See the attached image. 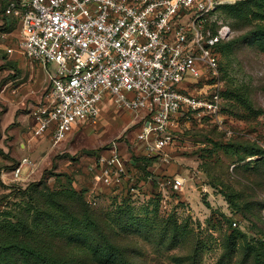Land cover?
I'll use <instances>...</instances> for the list:
<instances>
[{
    "label": "rangeland",
    "instance_id": "rangeland-1",
    "mask_svg": "<svg viewBox=\"0 0 264 264\" xmlns=\"http://www.w3.org/2000/svg\"><path fill=\"white\" fill-rule=\"evenodd\" d=\"M216 1L214 19L230 27L216 49L218 69L183 84L203 99L217 92V107L178 114L159 156L137 138L142 112L112 101L102 102L95 123L53 145L34 115L46 101L48 77L22 53L17 23L0 4V226L26 205L19 188L44 175L51 189L81 191L137 264H256L246 247L264 242V40L255 35L259 20L222 12L237 0ZM114 142L129 177L104 185L95 161ZM174 177L183 180L179 190L160 184Z\"/></svg>",
    "mask_w": 264,
    "mask_h": 264
},
{
    "label": "built area",
    "instance_id": "built-area-1",
    "mask_svg": "<svg viewBox=\"0 0 264 264\" xmlns=\"http://www.w3.org/2000/svg\"><path fill=\"white\" fill-rule=\"evenodd\" d=\"M14 20L22 53L47 72L46 101L34 112L38 130L55 145L76 127L95 123L103 101L142 112L137 135L148 155H162L172 141L174 118L215 110L219 94L203 99L186 79L216 72L218 45L229 25L214 19L216 0H0ZM209 22H216L214 28ZM26 158L23 159L25 161ZM98 181L129 177L114 142L95 161ZM18 178L19 168L13 170ZM160 184L179 190L183 180Z\"/></svg>",
    "mask_w": 264,
    "mask_h": 264
},
{
    "label": "trees",
    "instance_id": "trees-1",
    "mask_svg": "<svg viewBox=\"0 0 264 264\" xmlns=\"http://www.w3.org/2000/svg\"><path fill=\"white\" fill-rule=\"evenodd\" d=\"M221 8L239 19L259 20L255 35L264 40V0H237ZM19 191L26 205L0 226V264H137L81 191L51 189L44 175ZM178 228L174 222L172 232ZM246 249L254 263L264 264V242Z\"/></svg>",
    "mask_w": 264,
    "mask_h": 264
},
{
    "label": "crops",
    "instance_id": "crops-1",
    "mask_svg": "<svg viewBox=\"0 0 264 264\" xmlns=\"http://www.w3.org/2000/svg\"><path fill=\"white\" fill-rule=\"evenodd\" d=\"M41 65V64H40ZM41 69H40V73L41 74H43L44 72H45V74H46V76L48 77V75H47V72H46V69L41 65V67H40ZM9 111H11V106H9V109H8V111L3 115V117H2V119H1V123H2V127L4 128L5 127V125H7V123L9 122V119H5L6 118V116H7V114L9 113ZM6 120V121H5ZM32 132V134H33V131H31ZM27 133V132H26ZM11 134H13V135H16L13 131L11 132ZM47 134H49L48 132H44V134L43 135H47ZM34 135V134H33ZM13 141H15V136H14V140ZM51 143H52V140H51ZM22 145V144H21ZM11 155H13L12 157H14V153H12ZM24 158H26V157H24ZM24 158H22V160L20 161V163H19V165L18 166H16L15 168H19V171L21 170V167L25 164V162L27 161V158H26V160L25 161H23V159ZM15 168H13L12 169V174H13V176H14V172H13V170L15 169ZM2 177L4 178V177H6V173H4L3 172V175H2ZM15 177H13V179H14ZM18 178H19V176H18ZM5 179V178H4Z\"/></svg>",
    "mask_w": 264,
    "mask_h": 264
}]
</instances>
